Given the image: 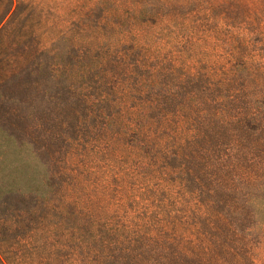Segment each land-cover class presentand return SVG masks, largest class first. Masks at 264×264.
Returning a JSON list of instances; mask_svg holds the SVG:
<instances>
[{
	"label": "rangeland",
	"instance_id": "1",
	"mask_svg": "<svg viewBox=\"0 0 264 264\" xmlns=\"http://www.w3.org/2000/svg\"><path fill=\"white\" fill-rule=\"evenodd\" d=\"M209 1L136 50L124 0H0V264H264V145L217 142L234 4ZM197 102L204 126L167 118Z\"/></svg>",
	"mask_w": 264,
	"mask_h": 264
},
{
	"label": "trees",
	"instance_id": "2",
	"mask_svg": "<svg viewBox=\"0 0 264 264\" xmlns=\"http://www.w3.org/2000/svg\"><path fill=\"white\" fill-rule=\"evenodd\" d=\"M113 1L117 3V0ZM194 1L196 0H124L123 33L133 37L132 44L138 50L142 48V40H150L157 35V33L146 34L144 32L146 27L157 28L156 25H163L167 19L174 20L176 16L169 9L177 6L187 7ZM214 2L215 0H210L207 3L205 9L207 16H211L214 12ZM227 2H233L234 10L228 11L226 19H233L235 22V25H227L221 36V49L225 47L223 58L226 57L223 62L227 67L222 69L220 77L215 79L214 83H207L209 87L217 89L207 90L209 93L207 101L222 107L215 114L211 112L209 114L217 119L220 118L223 130H219L220 136L217 142H221V147L228 148L230 151L228 144L231 143L237 144L239 148L244 146V141L247 146L250 143L252 146L264 145V138L261 137L264 132V117L260 115L264 113V0H221L219 3L222 5ZM221 14H213L212 17L218 18ZM197 21H203V19L197 17ZM193 27L196 30L197 26L193 25ZM196 35H198L197 31ZM113 56L118 55L109 53V58ZM101 83L106 90H112L110 87L112 85L107 80L103 79ZM164 94L168 96L169 92ZM154 95L156 94L149 96L153 98ZM198 106L200 102L183 111L167 109V118L169 114L174 113L175 116L183 117L181 121L187 124L204 126L202 110ZM215 118H208V127H216L218 120ZM138 129L141 137L145 138L149 135V124H144V127ZM208 136L211 139L213 137L211 132ZM22 177V174L18 172L15 181L11 180L12 184L9 182L8 185L24 181L26 177L24 179ZM263 198H257L254 213L264 221Z\"/></svg>",
	"mask_w": 264,
	"mask_h": 264
}]
</instances>
